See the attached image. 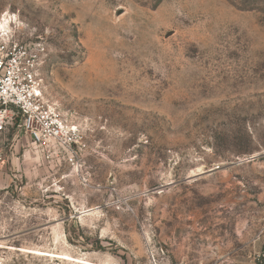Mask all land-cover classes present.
<instances>
[{
    "label": "rangeland",
    "instance_id": "rangeland-1",
    "mask_svg": "<svg viewBox=\"0 0 264 264\" xmlns=\"http://www.w3.org/2000/svg\"><path fill=\"white\" fill-rule=\"evenodd\" d=\"M41 44L78 155L0 138V264H262L264 0H0ZM23 135V136H22Z\"/></svg>",
    "mask_w": 264,
    "mask_h": 264
},
{
    "label": "built area",
    "instance_id": "built-area-1",
    "mask_svg": "<svg viewBox=\"0 0 264 264\" xmlns=\"http://www.w3.org/2000/svg\"><path fill=\"white\" fill-rule=\"evenodd\" d=\"M41 52V44H23L15 38L11 16L0 19V138L9 127L17 128L34 145L66 152L69 162L74 163L80 133L45 100L38 75Z\"/></svg>",
    "mask_w": 264,
    "mask_h": 264
},
{
    "label": "trees",
    "instance_id": "trees-1",
    "mask_svg": "<svg viewBox=\"0 0 264 264\" xmlns=\"http://www.w3.org/2000/svg\"><path fill=\"white\" fill-rule=\"evenodd\" d=\"M262 264H264V261L262 262Z\"/></svg>",
    "mask_w": 264,
    "mask_h": 264
},
{
    "label": "crops",
    "instance_id": "crops-1",
    "mask_svg": "<svg viewBox=\"0 0 264 264\" xmlns=\"http://www.w3.org/2000/svg\"><path fill=\"white\" fill-rule=\"evenodd\" d=\"M23 135H24V134H23ZM23 135H22V136H23ZM25 136H26V135H25Z\"/></svg>",
    "mask_w": 264,
    "mask_h": 264
}]
</instances>
